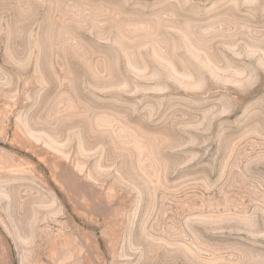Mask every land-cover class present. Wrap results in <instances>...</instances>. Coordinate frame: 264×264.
Instances as JSON below:
<instances>
[{"label": "rangeland", "instance_id": "rangeland-1", "mask_svg": "<svg viewBox=\"0 0 264 264\" xmlns=\"http://www.w3.org/2000/svg\"><path fill=\"white\" fill-rule=\"evenodd\" d=\"M0 264H264V0H0Z\"/></svg>", "mask_w": 264, "mask_h": 264}]
</instances>
